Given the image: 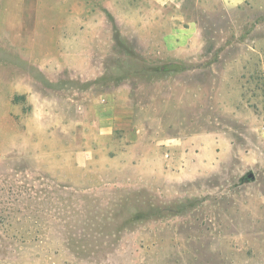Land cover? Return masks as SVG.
Wrapping results in <instances>:
<instances>
[{
	"label": "rangeland",
	"instance_id": "1",
	"mask_svg": "<svg viewBox=\"0 0 264 264\" xmlns=\"http://www.w3.org/2000/svg\"><path fill=\"white\" fill-rule=\"evenodd\" d=\"M0 264H264V0H0Z\"/></svg>",
	"mask_w": 264,
	"mask_h": 264
},
{
	"label": "crops",
	"instance_id": "2",
	"mask_svg": "<svg viewBox=\"0 0 264 264\" xmlns=\"http://www.w3.org/2000/svg\"><path fill=\"white\" fill-rule=\"evenodd\" d=\"M194 33V30H193ZM112 99L108 98L107 104L105 105L104 110L101 113V116L98 117L97 123L99 124V128L102 132L108 130L109 126L117 120V117L113 113V109L111 106Z\"/></svg>",
	"mask_w": 264,
	"mask_h": 264
}]
</instances>
